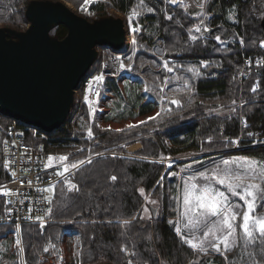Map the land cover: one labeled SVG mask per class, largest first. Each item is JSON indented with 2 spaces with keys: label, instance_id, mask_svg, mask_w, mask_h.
Here are the masks:
<instances>
[{
  "label": "trees",
  "instance_id": "trees-1",
  "mask_svg": "<svg viewBox=\"0 0 264 264\" xmlns=\"http://www.w3.org/2000/svg\"><path fill=\"white\" fill-rule=\"evenodd\" d=\"M29 1L0 0V25L17 31L25 29L28 24L25 8ZM68 1L79 7L84 0ZM215 6L218 18L223 22L207 33L203 28L206 23L203 7L195 12L187 0L174 6L168 0H143V7H140V0H103L90 9V17L80 13L90 20L95 14L96 18L109 16V8L124 14L133 9L140 12L137 16L140 25L148 24L150 35L162 42L164 53L161 59L158 58L143 39L144 34H139L138 46L128 52L132 57L129 71L145 80L149 94L160 101L161 115L133 129L125 128L123 132L91 124L93 137L85 130L73 128L68 115L50 142L46 141V147L51 149L50 143H57L58 151H66L68 143L72 142L71 160L91 158L93 162L75 170L71 181L79 186V191H69L65 181L55 185L52 221L21 226L23 251H17L11 264H41L43 249L49 243L58 246L65 231L78 235L80 264L100 261L128 264L129 260L133 264H190L195 261L208 264L209 260L218 264H264L259 242L245 247L240 240V246L227 253L228 261L211 250L207 256L194 252L175 231L178 226L176 216L167 202V190L178 181L179 168L188 171L186 175H189L211 170L225 159H264V67L238 80L243 57L264 58V47L260 46V41L264 40V0H209L208 12ZM149 8L153 11L149 12ZM232 8L236 9L237 21L229 25L224 21V15ZM194 26L204 32L196 41L189 36ZM65 34L64 26L56 27L54 36L62 38ZM215 36H220L222 42H217ZM241 37L244 44L240 43ZM113 55L108 47H98L94 63L75 89L79 96H74L70 113L75 109L74 113L86 116L82 100L84 83L100 74L102 69L111 70ZM162 62L174 71L168 72ZM205 62L208 67H203ZM193 66L199 70V75L188 71ZM185 79L191 85V92L184 88ZM256 82L260 86L253 93L250 89ZM166 93V98L161 101L162 94ZM174 98L181 99L183 106L171 104ZM233 100L236 104L247 103L238 107L231 103ZM231 108L235 111H230ZM149 112L150 108L140 111L143 114ZM245 117L247 128L244 127ZM11 122L10 118L0 115V142L3 129ZM249 131L254 135L248 136ZM25 132V140L32 142L34 130ZM209 136L213 138L211 144L207 140ZM233 139H239L240 143H229ZM137 142L140 149L127 152L126 146ZM96 153L102 155L96 156ZM185 153L193 156L176 158ZM165 159H169V166ZM112 175L117 176L116 181L110 179ZM181 178L183 176L179 180ZM4 179L6 175L0 163V181ZM140 187L146 194L159 198L160 211L152 214L150 221L133 219L139 217L143 203L138 191ZM228 195L232 203H242L239 197ZM256 214L264 215V206ZM12 229L11 224H0V237ZM181 233L184 235V231ZM125 246L127 251H122Z\"/></svg>",
  "mask_w": 264,
  "mask_h": 264
},
{
  "label": "water",
  "instance_id": "water-1",
  "mask_svg": "<svg viewBox=\"0 0 264 264\" xmlns=\"http://www.w3.org/2000/svg\"><path fill=\"white\" fill-rule=\"evenodd\" d=\"M25 17L24 30L0 26V115L52 133L67 119L75 89L94 63L97 47L123 48L125 28L121 18L88 20L62 1L31 0ZM59 25L66 30L62 38L50 34Z\"/></svg>",
  "mask_w": 264,
  "mask_h": 264
},
{
  "label": "snow or ice",
  "instance_id": "snow-or-ice-1",
  "mask_svg": "<svg viewBox=\"0 0 264 264\" xmlns=\"http://www.w3.org/2000/svg\"><path fill=\"white\" fill-rule=\"evenodd\" d=\"M91 0H84L85 4L90 3ZM170 3H175L177 0H169ZM180 3L183 0H179ZM203 5H201L202 7ZM140 7H143V0H140ZM81 10L84 8L81 6ZM149 12L153 11V9L149 8ZM140 15V12L136 9H133L132 14L129 15L128 21L129 25H132L133 16ZM167 19L171 20V16H167ZM203 23V21H201ZM131 31H136L134 27H130ZM204 31L211 32V28H205ZM195 32H201V28L197 26L195 28ZM190 39L196 41L199 39L198 36L193 35L192 31H189ZM215 40L217 42H222L220 36H215ZM244 39L240 38V43L244 44ZM260 46L264 47V40L260 41ZM114 60H119L120 57H113ZM129 61L132 60V57H127ZM251 61H249V67H251ZM257 66L264 65V60H257ZM121 68L130 67V65H125L121 63ZM209 64L205 62L203 67H208ZM163 67L168 71H174V68L169 66L167 63H164ZM189 72L194 75H199V70L193 66L188 69ZM235 79V77H233ZM104 75L100 74L93 77V82L99 84L103 82ZM89 84V91L92 88V83ZM184 88L191 92L192 88L187 79L183 81ZM259 82H256L250 89L251 92L255 93L259 89ZM167 87V84H165ZM163 91V89H161ZM98 96L99 93H96ZM87 100L88 97L85 96ZM171 104L176 105L177 107H182L181 99L174 98L170 101ZM233 105L236 104V101L233 100L231 102ZM247 101H241V105L246 104ZM171 109H169L170 111ZM230 111H235V108H231ZM161 115L160 112H157L154 116H150L145 121H139L137 124H128L125 127L127 129H133L138 127L140 124L147 123L148 120H155ZM244 127L247 128V118H244ZM107 130H112L111 126ZM124 128L115 129L116 132H123ZM248 136H253L254 133L247 132ZM88 136L93 137L94 133L91 128L88 129ZM208 143L211 144L213 142V138L209 136L207 138ZM7 143V142H5ZM232 144H239V139H233L229 141ZM15 146V145H14ZM82 151V150H80ZM102 153H96V156H100ZM115 155V153H113ZM55 158L51 155L47 157L48 163L45 165L46 167H50ZM59 161L66 162L69 158L65 155H61ZM93 161L91 158H87L86 160H77L74 162L63 163L62 171H59L57 175L64 177V181L68 184L69 191L75 190L79 191V186L76 183H73L68 177L65 175L68 173L71 175V169H78L85 163L91 164ZM9 161H5V168L9 167ZM220 165H223L221 167ZM220 165H216L211 170L201 171L197 174H193L189 176L183 184L184 195H183V205L184 211L183 215L187 219V226H191L193 232L191 236H184L181 233V229L179 227L175 228V231L178 235L182 236V240L186 243L194 252L204 253V255L209 254V250L214 251L218 254H221L223 258L228 261L229 257L227 253L233 252L234 249L240 246L239 241L243 240V244L245 247L248 245H256L259 242L260 252L262 254V258H264V215H257V210L264 206V159H256L251 157H237L233 159H225L220 162ZM12 176L15 177V172L13 171ZM38 179V178H37ZM112 181L117 180V176L112 175L110 177ZM163 177H161V180ZM25 181L20 180L21 187L24 186ZM32 181L28 180L27 184L29 186L32 185ZM160 181H157L159 184ZM215 185H221L227 189L228 193H231L233 196L239 197L242 203H232L230 201V197L226 194L225 191H222L220 188L215 187ZM46 192L53 193L55 192L54 186H50L49 188L44 189ZM141 195H144L145 189L143 187L138 189ZM9 195H21L19 190L13 189H5L3 186H0V196H9ZM26 199V198H25ZM48 200V203L51 204L52 200L48 197H45ZM6 204H10L11 201H5ZM20 203L23 204L24 200H20ZM151 204L155 205L158 203L157 200H151ZM144 212H148L149 209L144 207ZM9 214L11 213V209H7ZM32 210L29 209V212ZM52 213V209H46V214L50 215ZM242 213V214H241ZM144 219L143 216L133 217V219ZM211 218H216L215 220H211ZM36 219L43 223V217L37 216ZM239 221V223H237ZM125 223H129V221H125ZM171 223V222H170ZM204 226L203 236L196 237L194 235L195 228L200 225ZM211 224V226H209ZM238 229L240 235L238 236ZM17 230L19 232V225L17 226ZM211 236V239L209 237ZM77 242L79 243V238H77ZM15 244L17 247L23 251V248L20 247L22 245V240L17 238L15 240ZM52 248H55L54 244L49 245ZM45 252L49 250L48 247L43 249ZM122 251H127L126 246L121 249ZM135 255V253H133ZM252 255V253H249ZM63 259V257H60ZM24 264V262H22ZM128 264H132V261L129 260ZM190 264H200L199 261L190 262ZM211 264V262H209ZM235 264V262H232Z\"/></svg>",
  "mask_w": 264,
  "mask_h": 264
},
{
  "label": "rangeland",
  "instance_id": "rangeland-1",
  "mask_svg": "<svg viewBox=\"0 0 264 264\" xmlns=\"http://www.w3.org/2000/svg\"><path fill=\"white\" fill-rule=\"evenodd\" d=\"M62 1L71 9L72 11H77V7L68 0H58ZM103 0H91L90 3L83 5L84 10L81 12L85 16L90 17V9L94 5H96L97 2H100ZM185 1V0H184ZM183 1V2H184ZM188 5L190 3V8H194L196 4L200 7L203 5V12L204 17L206 20V23L204 25L205 28H216L217 26L222 24V20L218 18V13L216 11L217 6L214 7L213 11L208 12L207 6H209V0H187ZM182 2V3H183ZM168 3L172 6L180 3L179 0L175 3H170L168 0ZM109 15H112L114 17L121 18L123 21V25L125 28L126 33V42H125V48H121L122 50L114 51L113 57H120L119 60L112 61L113 68L111 70L108 69H102L100 74L104 75L103 82L96 84L93 82V76L88 78L84 83V94L82 97L83 102L85 103V114L81 115L78 113H74L75 109L70 113L69 112V123L74 128L77 127L80 130H85L88 134V129L91 128V124H94L98 126V128L105 129L109 128V125L111 126L112 130H115L117 128H126L125 126L128 124H137L139 121H145L148 117L154 116L157 112H160L161 110V104L160 101L157 99H154L149 92L147 91V86L145 83V80L137 75H133L130 73L129 68L125 67L121 68V63H124L125 65H131V61L127 59V57L131 56L130 51L131 48H135L138 46V41L140 37L139 34L143 35V39L152 47V50L154 54L158 58H162L163 56V46L162 42L158 39H154L147 25L141 26L140 22L138 20L137 16H133L132 25H129L128 17L132 14H124L116 11L113 8L108 9ZM96 15H93L94 20L97 19ZM207 15V16H206ZM237 13L236 9L232 8L226 11L224 15V21L228 23L229 25L235 24L237 21ZM1 26V25H0ZM57 26L53 27L50 30V34L52 36L55 35V29ZM130 27H134L136 31H131ZM197 26H194L192 28V31L194 32V35H204L201 30V32L197 33L195 32V28ZM24 30V29H23ZM143 42L146 44V42ZM98 50V47H97ZM126 50V52H125ZM162 65H164V62H162ZM98 74V75H100ZM92 83V88L96 87V92L99 93V95L95 98L93 96H90L89 91V84ZM74 96L77 98L79 96V91L75 90ZM85 96L88 97V99H85ZM166 94H162L161 101H164L163 99L166 98ZM74 103V101H73ZM236 106H241V103L238 102ZM75 108V107H74ZM150 108V112L143 114L140 113L142 109ZM217 111V110H216ZM218 112V111H217ZM72 142H69L67 145L66 152L68 153L69 162L76 161V158H70L71 154L74 153V150L72 149ZM141 145L140 143H133L126 146L127 152H135L138 149H140ZM193 155L190 153L181 154L179 157L176 158H182L187 159L191 158ZM166 162V166H169L168 164L169 159L164 160ZM179 173L177 177V182H174L172 186L169 187L167 190V202L170 206H172V211H174L175 219L177 220V224L181 231H184V236H191L193 229L191 226H187V219L183 215L184 211V205H183V195H184V189L183 184L184 181L193 173H189V175H186L188 171H184V169L179 168ZM180 176H183V178H180ZM68 185V184H67ZM215 187L220 188L222 191H225L226 194H228L227 189L224 188L221 185H215ZM141 188V187H140ZM143 197V203L141 205V208L139 210V217L143 216L144 219L141 220H147L150 221L151 215L153 214V211L155 213H158L160 211L161 205L159 202V198L157 196H152L151 194L142 195ZM151 200H157L158 203L153 205L150 203ZM231 201V200H230ZM144 207H147L149 209L148 212H144ZM261 215V214H258ZM216 218H211V220H215ZM52 221V218H51ZM211 226V224H209ZM204 226L201 224L199 227L195 228L194 235L196 237H202ZM20 239H21V228H20ZM19 238L18 234H16L13 230H10L5 236L0 237V264H11L16 259V253L17 251H21L19 247L16 246L15 240ZM78 235L74 232L65 231L61 234L58 246L55 248L50 247L49 245L52 243H49L46 245V247L49 248L47 252L44 251V253L40 256V262L41 264H49V260H51L52 263L55 264H80L79 262V249H80V243L77 242ZM211 239V236L209 237ZM22 247V245L20 246ZM211 250V249H210ZM214 252V251H212ZM216 253V252H214ZM218 254V253H217ZM129 256V254H128ZM127 256V257H128ZM60 257H63V259H60ZM129 258V257H128ZM211 264H218L213 260H209ZM133 264V263H132Z\"/></svg>",
  "mask_w": 264,
  "mask_h": 264
},
{
  "label": "built area",
  "instance_id": "built-area-1",
  "mask_svg": "<svg viewBox=\"0 0 264 264\" xmlns=\"http://www.w3.org/2000/svg\"><path fill=\"white\" fill-rule=\"evenodd\" d=\"M194 4L197 5L196 2ZM257 60H264V58L257 57L251 59L250 57H243L242 66L238 73V80H242L251 72L264 67V65L257 66ZM249 61L252 62L251 67H249ZM96 93V87L91 88L90 96L95 98ZM31 128L34 130L32 132L33 141L28 142L25 140V130ZM55 132L44 133L16 120H12L3 129L0 142V163L5 172L6 179L0 181V186H3L5 189H18L21 195L0 196V224L13 225L12 230L18 234L19 238L20 228L23 224L43 225L51 221V215L46 214V209L51 208L52 203L49 204L45 197L53 200V193L46 192L44 189L50 186H54L55 188L57 183L64 181V177L57 175V173L62 171L63 163H69V161H59L58 158L61 155L68 157L69 152L58 151L57 143H50L51 149L46 147V141L50 142L49 139ZM34 141L39 142L34 143ZM49 155L55 159L50 167H46ZM6 160L10 162L7 168L4 166ZM75 170H70L71 175L65 174L69 180L74 178ZM13 171L15 172V177L12 176ZM21 179L25 181L23 187L20 185ZM28 180L33 182L31 186L27 184ZM22 199L24 200L23 204L20 203ZM5 201H11V203L6 204ZM7 209H11L10 214ZM29 209L32 211L29 212ZM37 216L43 217V223L36 219ZM18 225L19 232L17 230ZM49 264H52L51 260H49Z\"/></svg>",
  "mask_w": 264,
  "mask_h": 264
},
{
  "label": "flooded vegetation",
  "instance_id": "flooded-vegetation-1",
  "mask_svg": "<svg viewBox=\"0 0 264 264\" xmlns=\"http://www.w3.org/2000/svg\"><path fill=\"white\" fill-rule=\"evenodd\" d=\"M31 1V0H30ZM35 1H37V0H35ZM47 1H53V2H56V1H58V0H47ZM84 5V1L82 2V4L79 6V7H77V11H74L77 15H79V16H81L80 15V13L82 12V10H81V6H83ZM65 28V27H64Z\"/></svg>",
  "mask_w": 264,
  "mask_h": 264
},
{
  "label": "crops",
  "instance_id": "crops-1",
  "mask_svg": "<svg viewBox=\"0 0 264 264\" xmlns=\"http://www.w3.org/2000/svg\"><path fill=\"white\" fill-rule=\"evenodd\" d=\"M189 7H190V3H189ZM196 7H199V6H195L193 9H195ZM201 7V6H200ZM208 31H206V33H207ZM154 214V213H153ZM60 239V238H59ZM52 264H55V263H52Z\"/></svg>",
  "mask_w": 264,
  "mask_h": 264
}]
</instances>
